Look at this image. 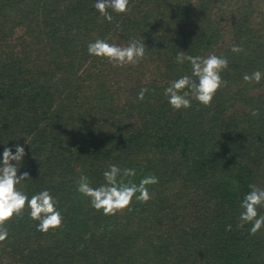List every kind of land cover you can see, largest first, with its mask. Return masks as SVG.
<instances>
[{
	"label": "trees",
	"instance_id": "16d2710c",
	"mask_svg": "<svg viewBox=\"0 0 264 264\" xmlns=\"http://www.w3.org/2000/svg\"><path fill=\"white\" fill-rule=\"evenodd\" d=\"M95 2L0 0V160L23 146L17 187L48 190L63 217L45 234L14 216L0 264H264V228L237 227L249 185L264 188V78H242L264 74V0H130L111 23ZM96 39L144 41L145 58L115 67L88 53ZM180 51L228 59L211 107L169 105V83L191 75ZM110 165L135 170L126 182L156 176L151 199L95 210L77 181L99 187Z\"/></svg>",
	"mask_w": 264,
	"mask_h": 264
},
{
	"label": "clouds",
	"instance_id": "9594fccd",
	"mask_svg": "<svg viewBox=\"0 0 264 264\" xmlns=\"http://www.w3.org/2000/svg\"><path fill=\"white\" fill-rule=\"evenodd\" d=\"M130 0H96L94 8L100 16L109 23L113 21V15L127 14L131 12ZM119 28V24L116 25ZM146 45L144 41L132 39L126 46L108 43L104 39H96L88 44V53L92 56L106 59L115 67L137 66L145 58ZM231 52L239 54L243 48L238 45L231 47ZM176 62H187L191 68V75H183L169 83L164 90L173 110H187L192 106V100H196L205 107H211L216 93L227 86V81L222 78V72L228 69V59L215 54L203 56L186 55L185 52L177 53ZM243 80L246 83L259 84L264 78L260 71L251 74L245 73ZM147 88H142L138 93V100L143 101ZM258 110H252L251 115L257 116ZM26 155L23 146H15V154L11 148L5 147L2 160H0V243L8 237L6 222L14 216L20 217L27 209L33 221H38L37 231L47 234L63 227V217L57 209V201L48 190L40 191L29 196L17 186L21 182L30 179L28 172L18 175L21 162ZM15 161V165L12 163ZM134 169H121L116 165H110L103 172L105 183L99 187H92L87 176H80L77 181V191L90 200L91 206L102 211L105 216H115L125 210L132 211L133 199L140 203H147L151 199L148 186L158 183L154 175L145 176L139 184L127 180L134 177ZM250 191L244 196L241 203L240 223L238 228L250 224V234L255 235L264 228V215L259 214V209L264 208V188L255 184L249 185ZM228 225L227 230L231 231Z\"/></svg>",
	"mask_w": 264,
	"mask_h": 264
}]
</instances>
